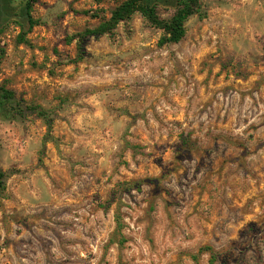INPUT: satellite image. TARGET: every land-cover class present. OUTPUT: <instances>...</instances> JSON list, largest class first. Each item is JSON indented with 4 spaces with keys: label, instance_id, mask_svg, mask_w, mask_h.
<instances>
[{
    "label": "clouds",
    "instance_id": "9594fccd",
    "mask_svg": "<svg viewBox=\"0 0 264 264\" xmlns=\"http://www.w3.org/2000/svg\"><path fill=\"white\" fill-rule=\"evenodd\" d=\"M0 264H264V0H0Z\"/></svg>",
    "mask_w": 264,
    "mask_h": 264
}]
</instances>
